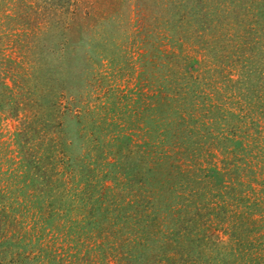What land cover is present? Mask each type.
Wrapping results in <instances>:
<instances>
[{"label":"rangeland","instance_id":"obj_1","mask_svg":"<svg viewBox=\"0 0 264 264\" xmlns=\"http://www.w3.org/2000/svg\"><path fill=\"white\" fill-rule=\"evenodd\" d=\"M247 224L264 0H0V264L231 263Z\"/></svg>","mask_w":264,"mask_h":264},{"label":"trees","instance_id":"obj_2","mask_svg":"<svg viewBox=\"0 0 264 264\" xmlns=\"http://www.w3.org/2000/svg\"><path fill=\"white\" fill-rule=\"evenodd\" d=\"M202 179V178H201ZM237 225L240 224V218H237ZM238 227V226H237ZM249 224L246 225L245 229H242V231H245V237H243L242 242H238V245L236 247L229 246L227 249L229 250L227 255L228 257L235 259V256L237 257V261H233L229 263L230 261H222L221 264H264V255L257 251V248H255V245L253 243V238L250 236L251 230H250ZM237 228H234L233 231H236ZM240 239V237H239ZM238 239V241H239ZM241 247V248H240ZM236 254V255H235ZM192 259V258H191ZM229 259V258H228ZM172 261V259H171ZM180 264H196L195 260L189 261V259H183ZM209 264V263H204ZM215 264V263H214ZM220 264V263H216Z\"/></svg>","mask_w":264,"mask_h":264}]
</instances>
